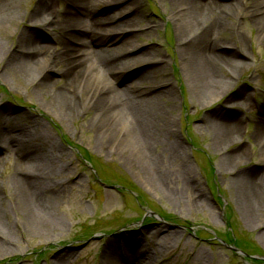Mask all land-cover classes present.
I'll list each match as a JSON object with an SVG mask.
<instances>
[{
	"label": "rangeland",
	"instance_id": "obj_1",
	"mask_svg": "<svg viewBox=\"0 0 264 264\" xmlns=\"http://www.w3.org/2000/svg\"><path fill=\"white\" fill-rule=\"evenodd\" d=\"M42 1L0 0V6L8 8L0 19V116L15 128L20 125L43 133L51 150L42 152L41 161L33 164L45 170L43 176L50 187L46 196L53 198L59 193L53 212L63 225L47 233L22 227L24 211L18 200L1 193L10 219L20 226L10 232L11 243L0 239V264H112L113 256L117 264H129L130 254L137 261L131 250L134 243L145 247L152 264H258L219 241L231 244L233 238L247 253L264 255V143L254 136L255 120L264 103V47L256 42L255 5L242 4L245 12L221 11L227 24L223 35L226 46L230 51L240 48L239 34H244L250 66L235 69L221 94L206 101L199 92L200 82L197 84L200 70L194 67L195 74L190 75L192 53L187 50L188 59L184 58L178 47L175 19L191 5L138 0L143 13L136 24L123 30L135 33L131 45L148 47L163 63L146 71V67L125 65L128 61L122 58L121 43L113 42V59L126 62L120 64L124 74L111 78L116 87L140 82L142 89L167 90L147 103L148 123L156 128L155 142L149 144L140 137L131 117L118 111L97 121H93V111L64 119L53 101L52 105L48 102L51 92L35 89L36 84L22 80L9 67L30 31L52 39L51 29L30 24ZM94 2L88 0L87 6L95 7ZM54 3L60 11L67 7L63 0ZM122 6L97 5L91 16L78 15L77 22L95 25L98 18L118 15ZM81 96L89 101L86 95ZM245 97H249L247 105L227 107L230 101ZM226 113L242 121V131L232 138L216 135L208 124L218 122L216 119ZM28 151L7 149L0 153L4 186H15L11 176L21 168L20 162L26 161L23 155ZM150 153H156L160 168L151 164ZM247 175H253L251 182L258 180L262 187L259 202L242 196L236 186V180ZM159 178L166 181L169 191L159 184ZM4 191L9 192L7 188ZM249 204L254 214L247 217ZM229 226L232 236L227 233ZM4 245L9 248L1 249Z\"/></svg>",
	"mask_w": 264,
	"mask_h": 264
},
{
	"label": "bare ground",
	"instance_id": "obj_2",
	"mask_svg": "<svg viewBox=\"0 0 264 264\" xmlns=\"http://www.w3.org/2000/svg\"><path fill=\"white\" fill-rule=\"evenodd\" d=\"M63 1L67 7L60 11L57 9V5L55 7L54 0H43L37 13L30 19L31 26L40 25L52 30V39L50 37L52 42L49 43V38L43 39L30 31L31 33L23 38L18 54L8 63L9 67L17 75L20 74L22 80L36 84L34 85L35 89L40 87L51 92V99L48 102L52 105L53 101L55 109L59 110L64 119H73L93 111V121H97L111 112L114 114L118 111L122 115L131 117L132 124L139 131L140 137L150 144L155 138L156 128L148 123H151V117L147 103L164 95L167 90L163 87L142 89L140 82L134 81V83L124 84L123 87H116L111 78L112 76L118 78L124 74L120 64H124L126 61L128 63L125 65L131 63V67L134 65L146 67L145 71L149 68L160 67L163 63V60L158 58V55L148 47L131 45V39L135 33L132 32L133 30L131 33L123 30V27L127 25L132 27L137 23L138 16L143 13V5L138 0H95V7L90 8L88 0ZM165 1L171 5H185L186 3L191 5L189 10L178 15L175 19L179 33L178 47L181 52L184 51V58L188 59L187 50L192 53L190 75L195 74L194 67L200 70V73L196 75L197 84L200 82L202 89L199 92L202 93L206 101L221 94L223 89L230 84L231 78L234 77L235 69L250 66L246 51L248 42L244 34H239L240 48L230 51L226 46L225 42L227 41L223 35L227 24L224 23L221 14L223 9L243 11L245 3L254 4L255 10L252 16L259 25L256 42L258 47H264V0ZM97 5L123 6L119 10V16L107 15L98 18V23L95 25L81 26L77 22V16L80 14L91 16ZM8 6L11 7V4ZM5 8L8 12L5 5L0 6V19L4 18L2 12ZM149 23L150 21L147 25ZM113 42L121 43L122 58L126 60L124 63H117L113 59L110 47ZM49 44L51 45L48 46ZM1 50L3 51V49ZM82 94L87 96L88 102L82 99ZM104 97L107 99H103ZM248 102L249 97H245L243 100L230 101L227 107H242ZM4 118H6L4 115L0 116V153L7 149H19L20 152L29 149V151L23 155L26 161L20 162L21 168L16 169L11 176L15 186H4L5 182L1 183L0 181V199L2 198L1 193H4L6 197L18 200V206L22 207L21 210L24 211V220L21 218L22 227L26 225L44 233L52 229H59L63 225V220L53 212L54 201L59 193H54L53 198L46 196L50 187L48 184L46 186L45 176H43L45 170L42 169V165L39 164L35 168V164H33V161L40 162L42 152L47 153L51 148L43 141V133L38 129L27 130L20 125L15 128L9 125ZM216 120L218 122L208 121L216 135L221 134L232 138L233 135L242 131V121L236 120L227 113ZM255 124L257 130L254 136L256 135L259 141L264 143V103L260 106ZM235 157L237 156L235 155ZM147 158L156 169L160 168L156 153L148 154ZM154 171L158 172V170ZM158 174L165 179L162 173L158 172ZM246 177L248 178L237 179L236 186L242 196L249 195L259 202V197L262 194L259 181L251 182L253 175ZM161 178H159V184L161 183L160 185L169 191L166 188V179L162 180ZM6 188L8 193L4 191ZM245 202L247 203V200ZM246 206L245 214L249 217L254 212L250 211V204ZM19 226L10 219V210L7 211L0 200V239L11 243L10 232L13 233V229L19 228ZM161 231L162 229L157 233ZM1 247L3 250L9 248L8 245ZM131 250L136 253L137 261L132 260L130 254L127 259L131 260L129 264H152L151 259L144 252V246L138 248L134 243ZM115 258L113 256L110 263L117 264Z\"/></svg>",
	"mask_w": 264,
	"mask_h": 264
}]
</instances>
